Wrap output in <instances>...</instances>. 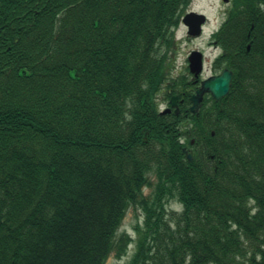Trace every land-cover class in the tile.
I'll use <instances>...</instances> for the list:
<instances>
[{"label": "trees", "instance_id": "obj_1", "mask_svg": "<svg viewBox=\"0 0 264 264\" xmlns=\"http://www.w3.org/2000/svg\"><path fill=\"white\" fill-rule=\"evenodd\" d=\"M190 3L0 0V264L131 243L126 264H264V0H231L211 37L230 89L196 113L169 57Z\"/></svg>", "mask_w": 264, "mask_h": 264}, {"label": "rangeland", "instance_id": "obj_2", "mask_svg": "<svg viewBox=\"0 0 264 264\" xmlns=\"http://www.w3.org/2000/svg\"><path fill=\"white\" fill-rule=\"evenodd\" d=\"M190 7L201 13H204L208 18V24L205 27V33L198 39H190L187 40L185 29L183 27H179L176 30V48L174 53L171 54V64L173 66L172 74L173 76L179 75L181 73H186L185 70V60L186 56L192 49H203L204 52V72L202 78H205L211 75L212 72V61L218 55V49L209 46V39L207 33L209 31L215 30L219 27L223 20L222 12L228 7L221 0H192ZM160 99V98H159ZM160 110H163L165 107V103L159 102ZM145 194L149 193L148 189L144 190ZM169 209L174 210L176 212L180 211V206L175 202L169 203ZM168 204V205H169ZM167 205V206H168ZM136 222L134 212L129 210L123 220L122 226L119 229L118 235L125 232L131 237H135V233L133 232V225ZM134 249V244L131 243L128 246L127 253L121 259H116L114 254L112 253L110 257L107 259L105 264H126L129 260Z\"/></svg>", "mask_w": 264, "mask_h": 264}, {"label": "water", "instance_id": "obj_3", "mask_svg": "<svg viewBox=\"0 0 264 264\" xmlns=\"http://www.w3.org/2000/svg\"><path fill=\"white\" fill-rule=\"evenodd\" d=\"M204 20V15L191 12L184 16L182 22L188 26L189 35L198 36L200 34L199 26L204 22ZM246 49L249 50V45ZM188 61L191 73L195 77H198L202 70L201 53L198 51H193L188 57ZM231 78L232 72L228 69H223L220 71L219 74L209 76L206 79L202 80L199 84L198 89H196L194 94L190 97V112L194 113L198 110L205 94H209L210 97L216 102L220 101L223 97H225L230 89ZM176 101L177 97H172L170 99V106L176 107L175 113L178 112ZM186 157L187 159H191V156L189 154Z\"/></svg>", "mask_w": 264, "mask_h": 264}, {"label": "flooded vegetation", "instance_id": "obj_4", "mask_svg": "<svg viewBox=\"0 0 264 264\" xmlns=\"http://www.w3.org/2000/svg\"><path fill=\"white\" fill-rule=\"evenodd\" d=\"M221 1H223V0H221ZM230 2H231V1L227 2L226 5H230ZM191 10H193V9L189 8L186 12H189V11H191ZM228 10H229V9L226 8V9L222 12L223 18H225V16L227 15ZM193 11H195V10H193ZM197 12H199V11H197ZM206 23H207V21H206ZM185 31H186V29H185ZM170 113H171V112H169V113H167V114H170Z\"/></svg>", "mask_w": 264, "mask_h": 264}]
</instances>
